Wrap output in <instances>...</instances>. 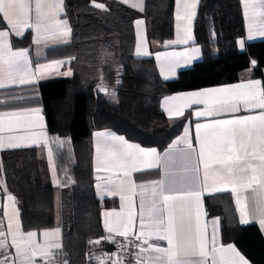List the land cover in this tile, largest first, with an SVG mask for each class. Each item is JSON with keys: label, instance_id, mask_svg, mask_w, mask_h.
<instances>
[{"label": "crops", "instance_id": "1", "mask_svg": "<svg viewBox=\"0 0 264 264\" xmlns=\"http://www.w3.org/2000/svg\"><path fill=\"white\" fill-rule=\"evenodd\" d=\"M116 1L140 14L144 12L146 0ZM24 4L23 9L17 6L7 19L0 13L6 24V28L0 30L5 33L0 38V84H3L0 91L73 76L72 58L56 50L67 46L71 40L65 1L24 0ZM185 4H195V7L186 10ZM199 4L200 0H174L173 38L165 46L157 41L149 42L144 18L133 22V56L152 58L163 81L177 79L181 71L191 69L202 60L203 53L194 36ZM92 5L104 8L99 3ZM241 7L245 35L237 40V48L244 52L248 44L264 41L261 35L264 33V0H241ZM191 13L194 15L189 20ZM27 34H30V47L13 45V39H23ZM20 52L25 55L18 58L22 68L16 71L11 54ZM255 68L252 62L235 84L164 97L161 110L167 118L187 117L180 134L164 150L130 142L110 129L93 132V188L100 203L99 220L104 233V238L96 241L101 243L111 235H135L141 243L139 264H169V255L155 251L157 247L170 249V260H178L180 264H240V256L251 264L236 246L222 244L221 219L208 217L205 202L206 198L230 199L239 224L257 225L264 237L260 223L264 220V142L261 139L264 125L259 120H248L246 124H216L264 114V109L259 107L264 102V92L261 81L253 77ZM221 89L224 91H217ZM197 93L200 95H194ZM0 117V153L42 149L49 183L59 188L42 107L0 111ZM234 133L237 151H220L221 144L231 140ZM202 145L204 157L201 160ZM228 156L233 157V162L221 163ZM160 182H163L165 195L177 197L168 201L167 206L160 195ZM154 218L162 219L163 224L156 227L152 223ZM30 233L35 235L29 236ZM162 235L172 240L171 248L168 239L158 238ZM62 236L60 226L24 232L15 197L0 177V241L3 242L0 264H47L53 254L63 249ZM99 245L93 247L94 264H117L113 246L108 243L106 249Z\"/></svg>", "mask_w": 264, "mask_h": 264}, {"label": "trees", "instance_id": "2", "mask_svg": "<svg viewBox=\"0 0 264 264\" xmlns=\"http://www.w3.org/2000/svg\"><path fill=\"white\" fill-rule=\"evenodd\" d=\"M64 1L71 40L56 50L72 58V78L0 91V111L42 107L60 187L49 183L39 148L1 152L0 177L15 197L23 231L60 226L69 264H85L88 242L104 238L93 188V132L110 129L130 142L164 150L187 117L167 118L161 100L235 84L252 62L253 77L264 92V41L239 52L237 40L245 35L241 0H200L194 36L202 60L177 79L163 81L152 58L133 56V22L144 18L149 42L165 46L173 38L174 0H146L142 14L116 0ZM5 28L0 15V30ZM12 42L30 47V34ZM205 204L208 217L221 219L222 244L236 246L251 264H264L258 226L240 225L228 198H206ZM99 247L108 249V243L102 241Z\"/></svg>", "mask_w": 264, "mask_h": 264}, {"label": "snow or ice", "instance_id": "3", "mask_svg": "<svg viewBox=\"0 0 264 264\" xmlns=\"http://www.w3.org/2000/svg\"><path fill=\"white\" fill-rule=\"evenodd\" d=\"M19 6L21 9H23L25 7V4H24V0H19V3H18V0H0V13H2L4 15V17L7 19L9 17V14L17 7ZM37 7L39 8V3L37 5ZM185 9L187 10L189 7H195V4H192L191 6L185 4ZM191 15H194V13H191L189 14L188 18L190 20L191 18ZM179 18V17H178ZM261 35H264V33H261ZM5 36V33L3 32H0V38H3ZM240 45H241V48H243V41L240 42ZM25 55V53L23 52H20V53H12L11 56H12V66L14 67V69L16 71H20L21 68H22V65H20V63L18 62V58L20 57H23ZM0 59H2V55H0ZM0 87H3V84H0ZM254 87V85H253ZM217 91H224L223 89L221 90H217ZM194 95H200L199 93L197 94H194ZM260 108L264 109V102H261L260 105H259ZM199 115V113H198ZM0 119H2V117H0ZM248 120H252V121H255V120H259L261 122L262 125H264V114L260 115L259 117H247L245 120H236V121H217L216 124L217 125H224V124H231V123H235V124H246V122ZM199 127H202L200 125H198V128ZM251 132L248 133V136H249V140H251ZM262 142H264V136H262ZM123 142V141H121ZM14 146H19V145H14ZM189 147H191V145H189ZM220 151L222 152H226V153H233V152H236L237 151V148H236V141H235V133L233 134V138L229 141H224L221 146H220ZM204 157V152H203V145L201 146V152H200V159L202 160ZM238 158V157H237ZM230 162H233V157L231 156H228L227 159L225 160H222L221 163H224V164H227V163H230ZM99 171V169H97ZM241 171H243L244 169L241 168L240 169ZM253 180H255V176L252 177ZM161 183V192H160V195L162 196L163 198V201L165 202V205L167 206V202L170 201V200H174L176 199L177 197L176 196H173V195H165L164 192H163V182H160ZM11 199V197H10ZM157 212L160 211V209H157L156 210ZM242 222H247V221H244L242 220ZM152 223L156 226V227H159L160 225L163 224V220L160 219V218H154ZM172 223V217L169 216V224ZM261 223V226L262 228H264V220H261L260 221ZM141 225L143 226V220H141ZM109 231H111V229H109ZM123 234V233H121ZM32 235H35L34 233H30L29 236H32ZM45 235L47 236L48 233H45ZM158 238L160 239H168V243H169V246L171 248L172 246V240L167 236V235H162V236H159ZM0 246H3V242L0 241ZM233 252H235V249H231ZM155 251L157 252H161V253H164L165 255H169V264H180V261H175V262H172L170 260V249L166 250V249H162V248H155ZM201 255H204L203 251H201ZM237 256H239V253H236ZM240 259V264H247L246 261H244V258L242 256L239 257Z\"/></svg>", "mask_w": 264, "mask_h": 264}, {"label": "built area", "instance_id": "4", "mask_svg": "<svg viewBox=\"0 0 264 264\" xmlns=\"http://www.w3.org/2000/svg\"><path fill=\"white\" fill-rule=\"evenodd\" d=\"M105 241L113 246L117 264H139L138 251L141 243L138 237L135 235H111ZM98 244L100 243L96 240L88 242L89 252L85 264H94L93 247ZM47 264H69L68 255L63 249H60L53 254Z\"/></svg>", "mask_w": 264, "mask_h": 264}]
</instances>
